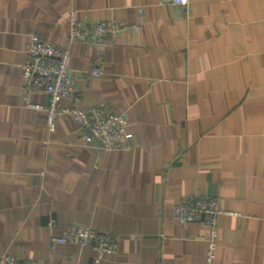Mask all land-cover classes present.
I'll use <instances>...</instances> for the list:
<instances>
[{
    "label": "crops",
    "instance_id": "obj_1",
    "mask_svg": "<svg viewBox=\"0 0 264 264\" xmlns=\"http://www.w3.org/2000/svg\"><path fill=\"white\" fill-rule=\"evenodd\" d=\"M126 28L69 43V12ZM70 50L63 106L127 113V144L103 150L62 117L26 108L29 35ZM102 61L103 74L89 71ZM30 100L46 106L48 95ZM216 198L215 264H264V0H0V257L33 264H205L207 229L177 223L188 196ZM70 224L115 236L116 252L51 238Z\"/></svg>",
    "mask_w": 264,
    "mask_h": 264
},
{
    "label": "built area",
    "instance_id": "obj_2",
    "mask_svg": "<svg viewBox=\"0 0 264 264\" xmlns=\"http://www.w3.org/2000/svg\"><path fill=\"white\" fill-rule=\"evenodd\" d=\"M170 4L185 6L189 0H163ZM126 28L124 22L110 19L85 24L78 17L77 11L69 12V43L77 41H93L103 44L111 40ZM28 60L21 66V76L24 84V105L26 108L42 110L46 114L47 129L55 131L57 121L62 117H70L79 127L90 130L91 135L84 137L88 144L95 139L103 150H111L120 144H127L130 135L127 133V113L116 112L99 102L88 108L76 105L63 106V98L73 99L77 89L76 78L70 67V50L67 46H58L44 41L38 34L29 35L27 48ZM102 61H96L90 69L91 76L103 74ZM33 91H43L48 95V103L42 106L30 100ZM224 213L218 200L213 197L191 195L172 207V216L177 223L184 224L200 220L207 229L205 239L204 263L215 264V252L218 239L217 218ZM53 244L71 243L93 245L97 259L104 260L113 255L118 246V239L109 234L98 233L87 226L70 224L63 228L58 236L51 238ZM0 264H33L3 254ZM39 264H49L41 262Z\"/></svg>",
    "mask_w": 264,
    "mask_h": 264
}]
</instances>
